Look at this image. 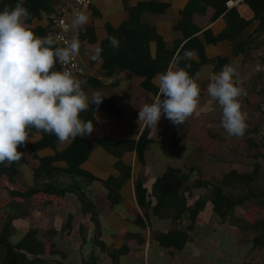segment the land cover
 <instances>
[{
	"label": "crops",
	"instance_id": "obj_1",
	"mask_svg": "<svg viewBox=\"0 0 264 264\" xmlns=\"http://www.w3.org/2000/svg\"><path fill=\"white\" fill-rule=\"evenodd\" d=\"M7 1L0 0V7H15ZM73 1L52 0L53 12L42 10L31 17L27 0H19L31 8L25 23L37 37L51 34L52 16ZM82 13L88 22L78 30L81 47L76 58L85 75L77 79L89 97L99 93L104 98L80 114L83 121H92L94 131L62 144L53 134L29 129L27 147L17 149L21 158L12 162L17 170L14 182L23 188L49 183L70 188L77 182L79 193H67L64 208L8 202L0 207V234L13 220L10 242L15 245L36 228L39 241L56 244L60 252L48 257L47 264H85L94 258L99 264H114L111 253L125 248L129 252L120 255L121 264H264V257L256 254L262 255L264 248L255 249L253 237L214 214L208 190L192 189L200 180L220 185L228 173L220 178L212 174L214 167L223 170L229 159L215 162L223 148L216 126L223 127L222 110L206 92L210 76L232 65L234 79L247 92L240 101L246 103L245 98L252 96L263 102L264 15L259 18L247 0L228 9L223 0H92ZM109 37L119 40L118 49L109 46ZM185 45L194 52L188 60L198 67L194 77L201 89L198 114L180 126L162 115L157 127L141 128L139 108L153 103L159 94L154 77L167 71ZM97 49L101 60L93 61L90 57ZM53 70L59 71L57 64ZM214 140L219 146L216 152H212ZM78 163L83 175L73 171ZM170 169L188 178L177 192L188 207L198 200L206 202L196 224L189 212L179 218L173 206L157 207L161 191L156 183ZM39 170L49 173L37 179ZM139 188L144 191L140 195ZM81 193L96 205L105 251L95 244L96 225L92 214L83 213ZM206 193L210 198L204 200L201 194ZM116 195L119 201L114 203ZM9 197V189L0 186V204ZM70 215L72 229H66ZM174 232L187 235L179 243L184 241V246H163ZM5 254L6 247L0 245V264Z\"/></svg>",
	"mask_w": 264,
	"mask_h": 264
},
{
	"label": "clouds",
	"instance_id": "obj_2",
	"mask_svg": "<svg viewBox=\"0 0 264 264\" xmlns=\"http://www.w3.org/2000/svg\"><path fill=\"white\" fill-rule=\"evenodd\" d=\"M30 15L19 3L0 11V164L21 158L17 149L26 145L29 129L53 134L62 144L90 136L95 126L90 120L83 121L80 114L90 104L98 106L104 99L99 93L89 97L82 82L71 73L53 70L57 62L66 65L79 55L78 30L87 24L88 17L75 14L70 41L58 46L64 36L37 37L25 23ZM109 46L118 49L120 42L109 37ZM193 56L194 52L188 51L183 58ZM90 58L100 61L101 50L97 49ZM177 63L174 59L166 72L154 77L159 94L153 103L139 108L137 123L141 128L157 127L162 115L180 126L198 114L201 89L187 71L173 70ZM235 74L232 65L223 66L210 76L206 92L222 110L221 126L226 133L242 137L247 114L242 111L240 98L247 92L234 79Z\"/></svg>",
	"mask_w": 264,
	"mask_h": 264
},
{
	"label": "trees",
	"instance_id": "obj_3",
	"mask_svg": "<svg viewBox=\"0 0 264 264\" xmlns=\"http://www.w3.org/2000/svg\"><path fill=\"white\" fill-rule=\"evenodd\" d=\"M10 5L13 4L16 6L17 3L21 4L28 11L32 8V16L38 15L42 10L47 11L48 13L53 12L52 0H27L31 8L23 3L19 2V0H8ZM249 5L252 6L253 10L256 12L259 18L264 15V8L260 12L261 8L264 6V1L259 5L254 3V0H247ZM227 0H223V5L225 9H228L226 6ZM0 10H4V6L0 7ZM231 12V11H230ZM263 19V17H261ZM242 30L239 28L236 32V35L239 36ZM228 33V32H227ZM229 38V34L226 37ZM189 48L185 45L181 51V53L177 57L178 63L176 64L179 69H184L189 73V75L194 79L196 73L198 72V67H193L192 63L188 59H184V53L188 52ZM252 96H247L245 98L246 103L251 102L253 99ZM259 99V98H258ZM206 124V122L202 121ZM55 140L57 137L54 135ZM26 145H21L18 149H25ZM219 146L217 143L213 142L212 152H216ZM79 165L75 164L73 171L77 174L83 175V173L79 170ZM13 163L11 166H7L6 163L0 164V186H6L10 191V197L7 201H4L0 204V207H4L9 203L16 204H24L26 201H29L31 206H50L56 208H64L65 207V196L69 192H77V189H80L78 183H74L70 188H61L56 186L53 183L46 184L43 187H35L26 189L19 186L15 183V176L17 174V170L14 169ZM261 166L256 164L254 167L253 174H241L235 170L227 173L221 184L216 185L212 184L209 181L200 180L198 183L192 185V189H205L208 190L211 195V202L214 206V214L222 221H229L232 225L239 227L242 231L248 234L253 235V244L255 249H263L264 248V217L260 220H253L252 222L244 218H237L236 216V208L238 206L244 205L249 200L259 201L264 203V192L260 195L256 194L254 190L253 184L255 183L258 173L260 171ZM37 179H40L44 174H48L49 172H44L39 170L36 172ZM89 180H93L92 177H88ZM187 177L179 176L177 171L172 169L168 170L167 173L156 183L155 188L161 191L159 195V202L157 207H166L173 206L177 210V217L180 218L184 213L189 212L193 224H196L199 220V214L204 210L206 202L202 200H198L193 207L187 206V199L183 197H179L177 192L179 188L183 187L186 183ZM232 187H242L245 188V194L238 197L232 198L228 196L225 192V188ZM190 189V188H189ZM144 192L139 188L138 194ZM79 193V192H77ZM175 194V195H174ZM81 202L83 204V213L85 215L92 214V217L95 222V244L98 245L102 251L106 250V245L100 241L101 238V224L97 215L96 205L89 200L84 193L80 194ZM114 203L119 201L117 195L112 198ZM263 206V204H260ZM74 216L70 215L68 222L65 226L66 229H72ZM193 230V228H190ZM81 232L83 233V240H86V229L84 226L81 228ZM11 230L8 228L0 234V245H4L6 247V254L2 258L3 264H47L49 262L48 257L58 255L60 252L56 250V244H45L39 241L37 238L38 230L34 227H31L28 233L18 242L17 244H12L10 242ZM168 238L171 240L170 243H164L163 246H169L170 244H174L177 247H183L184 241L187 239V235H184L180 232H174L168 235ZM183 243L179 244L181 240ZM128 248L123 249L121 252L111 253V257L114 261V264L120 263V255L128 254ZM62 254V253H61ZM64 257V254L62 255ZM85 264H99L98 260L94 258L92 261ZM245 264H253L252 262Z\"/></svg>",
	"mask_w": 264,
	"mask_h": 264
},
{
	"label": "rangeland",
	"instance_id": "obj_4",
	"mask_svg": "<svg viewBox=\"0 0 264 264\" xmlns=\"http://www.w3.org/2000/svg\"><path fill=\"white\" fill-rule=\"evenodd\" d=\"M243 101V100H242ZM242 111L247 114L246 116V130L242 137L229 136L224 129H220V125L215 133L217 139H219L223 145L221 154L217 156L216 160H225L229 159V164L223 166L222 168L214 167L212 171L208 172L211 175L216 174L214 177L220 178L224 172L237 171L241 174H253L254 167L256 164L261 166L258 173V177L253 184L256 194L260 195L264 192V99L263 102L261 99H253L249 103L242 102ZM216 143V140L213 141ZM206 168H202L204 170ZM202 173H204L202 171ZM207 172H205L206 174ZM208 174V175H209ZM209 175V176H210ZM245 188L242 187H232L227 190L228 196L232 198H238L245 194ZM203 193V192H202ZM247 193V192H246ZM201 197L206 200L210 196L206 193L205 195L201 194ZM260 204H263L261 206ZM208 213H205V219ZM237 218L247 217L251 222L253 220H260L264 217V203L257 202L254 200L247 201L244 205L238 206L236 208ZM13 220L9 222L8 228L11 232H14L12 229ZM246 237H253L252 234L245 233ZM259 253V254H258ZM256 253L261 257H264L260 252ZM262 259V258H261Z\"/></svg>",
	"mask_w": 264,
	"mask_h": 264
},
{
	"label": "built area",
	"instance_id": "obj_5",
	"mask_svg": "<svg viewBox=\"0 0 264 264\" xmlns=\"http://www.w3.org/2000/svg\"><path fill=\"white\" fill-rule=\"evenodd\" d=\"M244 0H227L226 5L228 7H235L242 3ZM92 0H74L71 4L62 7L58 13L52 16V35H63L64 40L60 42L58 46H64L67 41L71 39V22L70 19L74 18L77 13H82L85 8L90 7ZM59 71H67L71 73L75 78H79L85 75L84 70L80 67L77 58L73 59L69 64L60 65L57 62Z\"/></svg>",
	"mask_w": 264,
	"mask_h": 264
}]
</instances>
